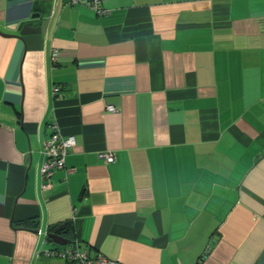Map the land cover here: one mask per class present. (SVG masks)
Instances as JSON below:
<instances>
[{"label":"crops","instance_id":"obj_1","mask_svg":"<svg viewBox=\"0 0 264 264\" xmlns=\"http://www.w3.org/2000/svg\"><path fill=\"white\" fill-rule=\"evenodd\" d=\"M102 1L0 0V264H264V0Z\"/></svg>","mask_w":264,"mask_h":264},{"label":"built area","instance_id":"obj_2","mask_svg":"<svg viewBox=\"0 0 264 264\" xmlns=\"http://www.w3.org/2000/svg\"><path fill=\"white\" fill-rule=\"evenodd\" d=\"M65 2L70 5L87 3L95 11L107 13V11L103 10L101 7L102 0H65ZM55 56L56 54L54 55V57ZM54 91L57 92L58 88H55ZM107 109L110 112L116 111L113 106H108ZM49 128L50 134L48 137H46L43 150V153L45 154L47 160L41 168L43 188H47L49 186L48 179L52 176L55 170L64 169L68 174H72L75 172L74 168H68L65 163L66 156L76 145L75 137H64L60 133L58 125L55 123H51L49 125ZM103 157L108 163H112L115 161L114 156L111 154H105L103 155ZM44 252L48 255L69 260L73 264H118V262H115L102 254L91 256L89 255L88 250H81L76 246L68 247L63 250L49 248ZM198 264H202V258L199 260Z\"/></svg>","mask_w":264,"mask_h":264},{"label":"water","instance_id":"obj_3","mask_svg":"<svg viewBox=\"0 0 264 264\" xmlns=\"http://www.w3.org/2000/svg\"><path fill=\"white\" fill-rule=\"evenodd\" d=\"M47 24H48L47 20L43 21L42 24H40V26H37V27H32L30 24H27L23 27L21 31V35L31 34V33H36V34L45 33ZM64 227H65V224H62L59 227H57L53 231V233H50L49 237L54 241V243H59V244L61 243L62 239L59 238L58 234L61 231V229H63Z\"/></svg>","mask_w":264,"mask_h":264},{"label":"trees","instance_id":"obj_4","mask_svg":"<svg viewBox=\"0 0 264 264\" xmlns=\"http://www.w3.org/2000/svg\"><path fill=\"white\" fill-rule=\"evenodd\" d=\"M103 2V1H102ZM102 2H101V7H102ZM102 9H103V7H102ZM94 10V9H93ZM103 10H105V9H103ZM97 12V11H96ZM100 14H105L104 12H99ZM56 228H53L49 233H48V241H49V243L50 242H52L53 240L49 237L50 236V233L52 232L53 233V231L55 230ZM60 233V232H59ZM66 248H68V246L67 247H65V248H57V249H61V250H63V249H66Z\"/></svg>","mask_w":264,"mask_h":264},{"label":"rangeland","instance_id":"obj_5","mask_svg":"<svg viewBox=\"0 0 264 264\" xmlns=\"http://www.w3.org/2000/svg\"><path fill=\"white\" fill-rule=\"evenodd\" d=\"M41 177H42V175H41Z\"/></svg>","mask_w":264,"mask_h":264}]
</instances>
